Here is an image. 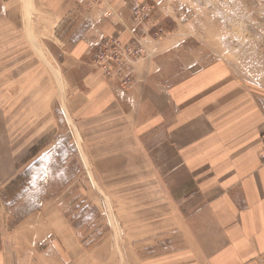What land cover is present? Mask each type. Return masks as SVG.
Returning a JSON list of instances; mask_svg holds the SVG:
<instances>
[{"label":"crops","instance_id":"1","mask_svg":"<svg viewBox=\"0 0 264 264\" xmlns=\"http://www.w3.org/2000/svg\"><path fill=\"white\" fill-rule=\"evenodd\" d=\"M145 1L43 0L46 24L68 48L67 116L89 132L84 142L99 150V159L116 166L101 169L122 168V190L138 186L153 206L165 208L169 251L151 264H264V112L249 90L221 62L190 69L186 55L174 67L166 39L162 47L152 44L157 56L133 66L130 90L93 67L100 37L127 40ZM21 5L0 0V21ZM118 183L117 177L120 189ZM11 235L1 238L0 264H65L51 234ZM17 236L32 247L14 253Z\"/></svg>","mask_w":264,"mask_h":264},{"label":"rangeland","instance_id":"2","mask_svg":"<svg viewBox=\"0 0 264 264\" xmlns=\"http://www.w3.org/2000/svg\"><path fill=\"white\" fill-rule=\"evenodd\" d=\"M21 2L12 18L0 21V251L2 237L28 230L51 234L65 264L153 263L169 251L165 208L153 206L138 186L122 190V168L108 174L116 166L84 142L89 132L65 111L62 62L68 48L46 24L43 0ZM133 22L127 40L103 36L140 39L137 63L157 56L153 47L165 39L174 65L186 55L190 69L224 63L264 112V0H146ZM96 59L93 67L123 88ZM131 74L124 90L135 85ZM21 243L17 236L14 253L29 246Z\"/></svg>","mask_w":264,"mask_h":264},{"label":"built area","instance_id":"3","mask_svg":"<svg viewBox=\"0 0 264 264\" xmlns=\"http://www.w3.org/2000/svg\"><path fill=\"white\" fill-rule=\"evenodd\" d=\"M129 41L134 43H125L120 37L103 36L96 52V63L102 67L103 73L119 80L125 89L131 81L134 64L143 57V48L140 45L142 41L138 38H131ZM260 140L264 155V128Z\"/></svg>","mask_w":264,"mask_h":264},{"label":"bare ground","instance_id":"4","mask_svg":"<svg viewBox=\"0 0 264 264\" xmlns=\"http://www.w3.org/2000/svg\"><path fill=\"white\" fill-rule=\"evenodd\" d=\"M24 2L28 1V0H23Z\"/></svg>","mask_w":264,"mask_h":264}]
</instances>
